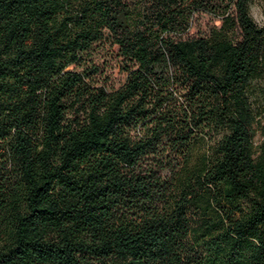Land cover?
Returning a JSON list of instances; mask_svg holds the SVG:
<instances>
[{
	"label": "trees",
	"instance_id": "1",
	"mask_svg": "<svg viewBox=\"0 0 264 264\" xmlns=\"http://www.w3.org/2000/svg\"><path fill=\"white\" fill-rule=\"evenodd\" d=\"M257 1L0 0V264H264Z\"/></svg>",
	"mask_w": 264,
	"mask_h": 264
},
{
	"label": "rangeland",
	"instance_id": "2",
	"mask_svg": "<svg viewBox=\"0 0 264 264\" xmlns=\"http://www.w3.org/2000/svg\"><path fill=\"white\" fill-rule=\"evenodd\" d=\"M251 13L257 23L264 24V0H258L256 5L252 7ZM196 32V28L191 30L192 34H196ZM93 56L94 62L98 65L99 72L102 74L103 81L114 87L123 82L125 74L119 69L120 59L116 55L115 46L108 43L97 46ZM255 141L256 143L259 141L258 136L255 137Z\"/></svg>",
	"mask_w": 264,
	"mask_h": 264
}]
</instances>
